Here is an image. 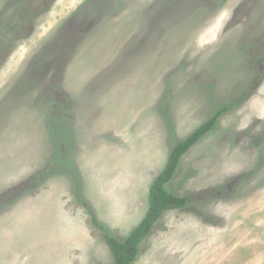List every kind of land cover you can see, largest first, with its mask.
I'll return each instance as SVG.
<instances>
[{
	"label": "rangeland",
	"instance_id": "1",
	"mask_svg": "<svg viewBox=\"0 0 264 264\" xmlns=\"http://www.w3.org/2000/svg\"><path fill=\"white\" fill-rule=\"evenodd\" d=\"M216 113L132 264H264V0H0V264H112Z\"/></svg>",
	"mask_w": 264,
	"mask_h": 264
},
{
	"label": "trees",
	"instance_id": "2",
	"mask_svg": "<svg viewBox=\"0 0 264 264\" xmlns=\"http://www.w3.org/2000/svg\"><path fill=\"white\" fill-rule=\"evenodd\" d=\"M219 114L212 115L193 129L186 137L177 141L169 150L166 162L160 172L153 178L148 189V205L143 217L124 238L103 231L102 237L109 247L112 264H132L140 251L141 242L149 235L153 224L168 209L184 208L194 195H176L167 190L166 184L174 176L182 156L210 131ZM101 230L103 226L93 221Z\"/></svg>",
	"mask_w": 264,
	"mask_h": 264
}]
</instances>
